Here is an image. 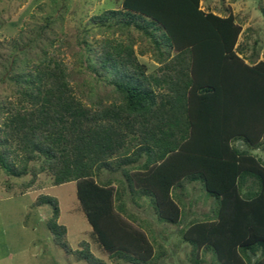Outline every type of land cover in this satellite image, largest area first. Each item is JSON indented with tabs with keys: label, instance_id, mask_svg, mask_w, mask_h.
Listing matches in <instances>:
<instances>
[{
	"label": "trees",
	"instance_id": "1",
	"mask_svg": "<svg viewBox=\"0 0 264 264\" xmlns=\"http://www.w3.org/2000/svg\"><path fill=\"white\" fill-rule=\"evenodd\" d=\"M259 12L264 24V6ZM92 21L117 32L96 46L83 41L86 67L111 88L110 102L85 104L69 84L64 62L44 50L13 77L15 104L1 110L0 169L17 177L29 172V183L41 172L53 185L75 182L76 197L102 251L113 260L148 264L154 246L121 216L115 204L119 185L94 178L102 168L121 167L133 147V155L143 151L146 157L126 177L141 183L138 190L153 198L159 218L171 223L181 218L171 189L186 179L199 180L216 199L215 218L193 220L182 233L185 242L197 251H212L219 264H264V161L232 143L235 135L251 148L264 143V128L256 133L247 105L264 101V85L257 91L239 88L242 126L230 128L219 141L212 138L219 147L185 150L191 97L216 98V76L256 75L264 83V61L248 64L237 55L240 26L234 16L205 11L200 0H120ZM136 44L139 54L149 53L157 63L151 72L139 62ZM173 122L181 135H170ZM13 150L18 165L8 159ZM33 161L38 165L30 167ZM247 177L253 180L249 186ZM36 201L51 206L47 227L56 245L76 260L103 264L85 241L80 249L67 244L55 197L39 195Z\"/></svg>",
	"mask_w": 264,
	"mask_h": 264
},
{
	"label": "rangeland",
	"instance_id": "2",
	"mask_svg": "<svg viewBox=\"0 0 264 264\" xmlns=\"http://www.w3.org/2000/svg\"><path fill=\"white\" fill-rule=\"evenodd\" d=\"M119 1L0 0V129L4 118L2 107L6 109L15 104L13 77L25 70L26 62L32 61L44 50L64 62L69 84L85 104L91 105L96 100L110 102L111 88L86 67V44L83 41L96 46L106 38L117 36V32L111 33V30L93 22L92 17L117 7ZM252 1L258 11L259 6L264 5V0ZM214 2L231 3L233 0ZM229 6L231 13L237 17L245 12L238 6ZM242 40L239 38L243 44L241 48L245 46L249 52L252 39ZM138 48L137 44L134 45L139 62L144 64L146 72H151L157 63L149 53L139 54ZM1 137L3 134L0 130ZM3 151L4 147L0 145V153ZM14 152H9L8 159L18 165ZM37 165L38 161L29 163L30 167ZM115 174L117 178H123L120 171ZM111 176L110 169L102 168L94 178L101 182ZM30 179L29 172L17 177L0 169V264H87L83 260H76L72 253L65 252L52 240L47 227L51 206L36 201L39 195L45 194L57 200V221L65 226L67 244L72 249L83 248L80 243L83 240L103 264H139L119 258L114 263L109 262L80 207L75 182L53 185L46 172L38 173L32 183H29ZM115 203L117 206L121 204L119 201ZM175 235L173 233L178 242L173 239V243L156 246L153 260L148 264H219L212 251L202 248L197 251Z\"/></svg>",
	"mask_w": 264,
	"mask_h": 264
},
{
	"label": "crops",
	"instance_id": "3",
	"mask_svg": "<svg viewBox=\"0 0 264 264\" xmlns=\"http://www.w3.org/2000/svg\"><path fill=\"white\" fill-rule=\"evenodd\" d=\"M229 5L238 6V8L240 7L245 12H241V16L237 17L236 14L231 13ZM200 8L205 11L216 12L219 15L231 13L235 17V22L241 27L236 42L240 46L237 50V55L242 57L244 62L248 64H251L250 62L256 64L264 61L263 18L258 14L257 6H254L252 0H233L231 3L200 0ZM239 38L243 39V42L250 40V38L252 39V46L249 52L247 51V47L243 46L241 48L243 44L239 42ZM260 45L262 48H260ZM204 68L206 69L205 66ZM201 70L204 71L203 67ZM259 79L261 78L256 75H248L246 77L232 75V77L230 76L229 79L225 78V80L222 77L220 80V77L216 76L215 82L219 84L216 98L207 99L196 95L189 99L188 110L192 123L190 125L188 123L185 129V150L187 154L210 150L214 146L219 147V138L227 136L230 128L234 130L241 128L240 107L242 106V101L236 95L239 93V88L241 90L244 89V92L254 89L257 91L258 88H262L264 83ZM247 105L252 107L253 116L251 120L255 122L254 126H256L257 133L260 127L264 128V101L262 102L261 100L257 104L251 103ZM172 128L170 129V135L182 134V130L178 129L177 123L173 122ZM212 138L218 140L216 144H214ZM232 138L234 146L239 149H247L264 161V143L258 147L251 148L245 140L237 137V135ZM133 150V147L128 150L127 155H131V157L129 156L121 167L110 169L112 176L108 180L115 187L119 185V197L117 195L118 199L115 202H121V204H118L121 216L144 232L153 244L154 249L156 246H165L168 242L173 243L172 241H177L173 237V233L176 234L175 236L181 237L182 242H185L182 238V233L194 219L211 220L215 218L218 208L216 199L205 191L199 180L187 179L182 181V184H176L171 189L172 199L181 209V218L175 223L159 218L154 208L153 198L149 194L138 190L137 186L141 183L134 179L129 181L126 177V175L131 174L145 161V152L141 151L133 155ZM117 170L120 171L123 178H117V174H115L118 172ZM244 181V184L248 186L253 182L249 177L245 178ZM121 184L122 188H120ZM243 189L245 190L246 188L244 187ZM240 208L242 209V207ZM106 257L110 263L118 260L114 261L108 256Z\"/></svg>",
	"mask_w": 264,
	"mask_h": 264
}]
</instances>
